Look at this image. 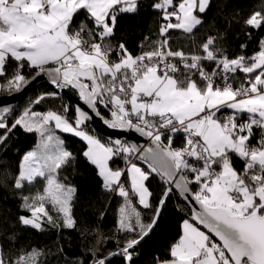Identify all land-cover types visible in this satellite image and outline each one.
Segmentation results:
<instances>
[{
  "label": "snow or ice",
  "instance_id": "snow-or-ice-1",
  "mask_svg": "<svg viewBox=\"0 0 264 264\" xmlns=\"http://www.w3.org/2000/svg\"><path fill=\"white\" fill-rule=\"evenodd\" d=\"M213 4L152 0L157 38L145 36L133 52L118 33L144 0H0V91L20 92L30 83L28 70L48 76L56 89L18 115L0 108V155L18 129L39 138L21 155L9 184L28 213L18 217L20 224L77 229V188L64 173L79 163L95 171L108 194L122 198L116 250L97 248L92 264H112L113 257L136 264L137 247L160 226L174 197L183 204L177 210L190 215L152 264H264V0L229 21L249 40L258 37L250 55L247 43L229 55L220 32L191 50L174 48L176 32L194 43ZM70 92L87 110L65 101L62 93ZM47 99L60 103L35 110ZM93 116L138 133L146 145L102 142L90 129ZM63 134L84 147L74 151ZM153 179L162 185L156 199ZM140 206L151 214L145 217ZM45 255L0 244V264H44Z\"/></svg>",
  "mask_w": 264,
  "mask_h": 264
},
{
  "label": "trees",
  "instance_id": "trees-1",
  "mask_svg": "<svg viewBox=\"0 0 264 264\" xmlns=\"http://www.w3.org/2000/svg\"><path fill=\"white\" fill-rule=\"evenodd\" d=\"M151 2L152 0H144L145 7L139 15L125 17L122 30L118 33L130 51L139 52L145 36H149L152 40L157 38L160 19L157 12L148 7ZM261 3L262 0H214L211 11L206 15V25L193 38L194 43L183 34L176 32L173 34L175 43L172 46L191 50L202 43L207 35L220 32L224 37L223 47L229 55L240 53V45L244 43L249 45L245 51L250 55L257 47L258 37L249 40L239 25L229 21L232 20L233 13L239 12L244 16L259 7ZM35 73L34 70H28L27 78ZM51 91L56 89L49 85L35 88L14 109V113L17 115L22 113L31 101ZM12 93L0 91L2 96ZM62 95L65 101L71 103L63 93ZM59 103V99H47L36 105L35 110L45 111ZM101 114L108 118L106 110L101 109ZM90 129L92 130L91 126ZM63 138L76 152L84 147L83 142L77 137L63 134ZM38 142L39 138L36 134L24 133L18 129L10 150L6 155H0V244L11 248L13 252L32 248L43 250L46 252L42 258L44 264H92V253L97 248L102 251H115L117 241L120 240V233L116 229V218L122 198L108 194L102 188V182L95 171L85 170L79 163L64 173L68 181L77 188V200L73 208L77 229L48 226L45 231H39L19 223L18 217L28 213L21 208L20 196L13 194L9 184L16 174L21 155ZM102 142L106 141L102 140ZM120 163L122 166V162ZM150 190L153 192V198H158L162 192L161 182L153 179ZM178 203L183 207L182 202L175 197L170 201L160 226L149 239L137 247L139 256L136 257V264H152L153 257L166 253L168 246L178 238L182 218L186 214L190 215L186 208L183 212L178 211L176 208ZM140 207L145 217L151 214L150 210ZM112 264H124V262L119 257H113Z\"/></svg>",
  "mask_w": 264,
  "mask_h": 264
},
{
  "label": "water",
  "instance_id": "water-1",
  "mask_svg": "<svg viewBox=\"0 0 264 264\" xmlns=\"http://www.w3.org/2000/svg\"><path fill=\"white\" fill-rule=\"evenodd\" d=\"M28 80L30 81V83L27 84V86H25L20 92H14L12 94L4 95V96L0 95V108L8 106L14 110L21 104L22 101L26 99V97L35 88L41 85H49L54 87L50 83L49 77L44 74L37 75L35 73ZM63 94L71 101L73 105L79 103L81 104V107H85L74 92L63 93ZM85 110H87L86 107ZM101 116L104 117L102 114ZM90 126L92 130L96 133V135L99 136L104 141H107L110 138L111 139L121 138L127 140L129 143H137L140 146H145L147 143L146 139L144 137H141L138 133H135L133 131L117 130L108 127L103 122V119H101L100 117L93 116V119L90 122Z\"/></svg>",
  "mask_w": 264,
  "mask_h": 264
}]
</instances>
